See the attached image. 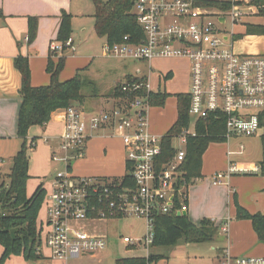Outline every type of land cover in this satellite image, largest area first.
Instances as JSON below:
<instances>
[{"label":"built area","instance_id":"1","mask_svg":"<svg viewBox=\"0 0 264 264\" xmlns=\"http://www.w3.org/2000/svg\"><path fill=\"white\" fill-rule=\"evenodd\" d=\"M252 1H133V12L144 31V38L134 43L125 36L122 43H105L103 53L147 62L172 57L187 59L191 75L188 93L192 120L181 133L171 136L176 153L159 168L158 160L163 154L166 136L150 130L147 113L151 106L145 99L94 112L75 104L59 109L63 129L52 158L63 161L66 169L57 170L47 196L42 228L48 226L45 237L48 253H44L40 245L37 249L40 257L55 264H69L73 258L92 256L105 250L110 236L77 229L73 225L83 219L113 220L128 216L145 219V236L139 239L120 237L129 246H152L155 214L188 211L190 184L178 186L183 179L180 167L186 157L188 137L197 134L199 121L214 118L224 126L221 136L228 144L229 165L226 171L212 175L214 185L225 184L236 173L260 172V165L239 166L233 156L242 154L245 147L241 143L238 150H233L231 143L241 137L256 136L264 127V54L238 52L234 44L235 31L224 25L228 20L232 26L242 22L246 15L243 6L258 9ZM209 2L217 5H205ZM74 43L72 37L63 42L54 41L49 51L58 55L75 52ZM146 87L151 90L149 81ZM100 130H112L124 144L127 173L117 182L101 176L81 177L72 171L74 160L85 157L88 142ZM1 166L0 159V194L6 182ZM229 224L228 218L220 227L225 235H228ZM152 254L148 253L146 257ZM212 264H264V257L235 256L229 246H224Z\"/></svg>","mask_w":264,"mask_h":264},{"label":"rangeland","instance_id":"2","mask_svg":"<svg viewBox=\"0 0 264 264\" xmlns=\"http://www.w3.org/2000/svg\"><path fill=\"white\" fill-rule=\"evenodd\" d=\"M70 3L69 12L72 13V33L71 37L77 44L80 45L76 54H83L87 56V62L90 57L102 55L103 40L93 33L94 26V0H63ZM242 10L245 12L242 22L231 25L230 20L225 26L235 31V49L241 53H258L264 54V35H247L246 25L248 23H263L264 18L259 14V10L254 6H243ZM55 42H59L57 39ZM244 48L240 49V48ZM58 55V54H57ZM57 56H55L56 58ZM70 62H74L69 58ZM144 66H152L153 70L149 73L148 78L152 89L166 91L169 96L164 105L151 106L148 111L151 131L157 135H165L170 127L175 123L178 117L177 97L178 93H188L191 85L190 63L187 59L181 57L160 58L145 63ZM76 67V66H75ZM75 67L67 66L68 70ZM133 66L129 67L132 71ZM172 72L173 76L166 78L165 76ZM84 78H89L97 83L99 88V96H88L84 104L77 103L75 105L82 106L86 111L93 112L95 105L99 109L102 107L112 108L114 99L107 95L113 89L114 77L103 74L101 66H87L84 72H81ZM161 76V77H160ZM85 94H89V89L83 90ZM7 130L9 131L13 126L12 123L6 122ZM35 131L28 136V153L30 157L29 180L27 185V193L31 195L36 187L43 182L48 194L51 190V184L55 177L57 170H65L66 165L63 161L54 160L52 158L53 151L58 144L57 133L53 135L51 128L42 129L37 126ZM264 134V127L256 136L241 137L233 140L231 147L233 150H238L239 145L243 143L244 151L242 154L233 156L234 160L240 165L259 164L262 157V141L261 137ZM36 136L34 145L31 144V137ZM178 145V143H175ZM20 147V140L10 133L6 138L0 137V159L2 162V176L6 177L5 172H10L12 167V156L16 154ZM105 149L107 151H105ZM228 144L225 142L212 143L206 150L203 156L202 174L206 177L216 171H226L229 165L227 157ZM62 155L63 152H60ZM72 171L81 177L101 176L110 179L121 178L127 173L126 160L124 155V144L121 138L114 135L112 130H100L95 132V135L90 139L88 144V153L83 158L74 160L72 164ZM233 176V175H232ZM203 179V178H202ZM199 180L191 185L190 193H198L201 202L198 204L199 198L191 202L192 211L189 212V218L193 222H197L201 213L205 215L223 216L222 211L226 215L227 195L226 190L221 202L216 201L218 198L219 187H214L208 180ZM211 179V178H210ZM190 188V189H191ZM221 194V192H220ZM198 195V196H199ZM47 199L43 203L38 216L39 224H43L46 219ZM195 206L198 213L195 214ZM234 206L231 203L230 222H240L246 219H238L235 217ZM247 222V221H242ZM77 229H82L96 234H108L110 236L109 244L101 253L94 255H82L79 258H73L69 264H115L116 260L126 256H146L148 253L161 254L164 257L160 259L157 264H212L214 259V249L222 244H226V236L222 232L214 238L212 242L203 243H188L185 239L179 240L177 243L169 246H145L142 244L129 246L121 239V235L131 236L135 239L142 238L147 233L146 220L137 216H128L121 219L100 220V219H83L73 224ZM241 225L236 226L237 229ZM243 228V226H242ZM251 228V225L249 226ZM48 226L44 225L41 230V246L44 253H48L45 248L46 233ZM250 230V229H249ZM254 230V229H253ZM239 231V234L234 237L232 244L236 243L240 246H246L253 243L252 231L246 230L245 233ZM235 241V243H234ZM258 252H252L249 255L242 256H262L264 257V244L257 245ZM131 247V248H130ZM251 247V246H250ZM233 248V247H232ZM3 248L0 246V258ZM260 252V253H259ZM234 252H232L233 254ZM259 253V254H258ZM235 256H241L234 253ZM53 264L55 262L51 261ZM45 262L39 259H25L22 256L12 255L0 264H44ZM154 264V263H153Z\"/></svg>","mask_w":264,"mask_h":264},{"label":"trees","instance_id":"3","mask_svg":"<svg viewBox=\"0 0 264 264\" xmlns=\"http://www.w3.org/2000/svg\"><path fill=\"white\" fill-rule=\"evenodd\" d=\"M252 3L259 9V14L264 18V0H253ZM215 6L216 3H205ZM94 31L106 43H122L124 37L129 36L130 41L140 42L144 38L135 13L133 12V0H94ZM38 18H29V40L37 36ZM72 33V14L63 10L56 39L59 42L66 41ZM247 35H264L263 23H248ZM57 56L55 62L52 58ZM66 55L49 53L47 70L50 74V82L46 85L35 86L32 84L31 67L28 57L19 55L14 64L21 73L22 103L18 116L17 133L21 140L20 149L13 156L12 167L6 173V182L0 194V202L3 213L0 214V246L3 248L0 261L4 262L12 255L22 256L25 259H39L37 249L41 245L42 224H39V211L46 201L48 191L43 182L29 195L27 185L29 180L30 157L28 153V135L32 127L46 125L52 114L68 106L80 103L84 104L88 96H99L97 83L89 78H84L80 73L62 80L60 73L64 69ZM172 76L169 72L166 78ZM146 76H128L119 82L107 95L114 99L115 105L123 103L129 105L137 99H145L150 106H162L169 94L162 90H150L146 87ZM84 89L90 93L85 94ZM177 108L178 117L175 123L165 134L163 140V154L158 163L159 168L169 162L176 150L172 144L171 136L181 133L192 120L189 114V93H178ZM197 134L189 136L186 144V157L180 167L183 179L179 181L180 187L185 184H193L203 176V156L210 144L224 142L222 133L224 126L210 118L197 123ZM34 138L31 144L34 145ZM262 141V158L260 160V173L264 176V134ZM129 167V165H128ZM129 177V176H127ZM126 177V178H127ZM118 178H114L117 182ZM176 208L179 207V199L176 196ZM236 218L251 220L253 229L258 239L264 243V213H251L239 204L235 195ZM155 229L153 247L169 246L185 239L188 243L212 242L220 231V225L210 218H203L200 224L192 222L189 216H179L173 211L169 214H155ZM164 256L153 253L151 256H126L116 260L115 264H157Z\"/></svg>","mask_w":264,"mask_h":264},{"label":"crops","instance_id":"4","mask_svg":"<svg viewBox=\"0 0 264 264\" xmlns=\"http://www.w3.org/2000/svg\"><path fill=\"white\" fill-rule=\"evenodd\" d=\"M69 6L70 3L69 2L67 3L66 1L63 0H0V137L6 138L10 133H12L13 135L16 134V137H18L17 123H18V116L22 103V95L20 92L21 73L14 64L16 57L19 55L28 57L29 64L31 67L33 85L39 86V85L48 84L50 82V74L47 70V66L49 62V53H50L49 47L51 42H54L56 40L62 12L63 10L69 12L68 11ZM30 17L38 18L37 36L32 41L29 40ZM93 33L97 37H99L94 31V26H93ZM99 38L103 40V45H102V51H103V46L107 41L105 40V38L102 37ZM78 47H80V45L77 44V50ZM240 49L244 50V48L242 47ZM76 51L65 52L66 55L65 66L62 72L60 73V78L62 80L69 79L78 73L81 74V72L85 71V68L87 66L90 65L101 66V70L103 74L114 77L115 80L113 82V87H112L114 88L119 82L124 81L130 75L146 76L147 79L149 80L148 75L153 70L152 66H144L145 63H150V62L144 60H133L122 57H115V56H106L104 55V53H102V55L100 56L90 57L89 61L87 62L88 57L83 54H76ZM70 57L73 59L74 62H70L69 60ZM52 59L55 62H57L59 58L53 57ZM67 66H73V67L76 66L75 71L73 68L70 72ZM130 66H133L132 71L129 70ZM163 75L165 76L164 73H161V76ZM151 90L156 91L155 89H152V86H151ZM102 108L108 109L110 107L104 106ZM89 110L94 112L101 109H99L97 105H95L93 109H89ZM61 115L62 114L59 110L55 111L52 114L51 120L46 125L39 126L42 129H46L47 127L51 128L52 133L54 132L53 135L57 133V136L56 135L54 136V138H57L58 140L56 149L59 145V136L63 129V120L61 118ZM7 121L8 124L9 122H11L13 126L9 131L7 130V126H6ZM36 127L37 126L31 128L28 136H30L35 131L34 129ZM34 138L37 137L33 135L30 141H32ZM20 146H21V140H20ZM105 151L107 150L105 149ZM87 153H88V145H87L86 155ZM236 163L239 166L260 165V161L259 164H251V165L250 164L240 165L237 161ZM1 172H3L2 166H1ZM212 172L213 173L207 177L203 175L197 181L201 180L202 178H203L202 180H205L206 178V180H208V183H210L212 186L219 187L220 190H218V198L216 200L218 202H221L222 197L224 196V191H222V189L226 190L228 213L225 215L224 211H222L223 216L218 215V213H216L215 215H205L204 213H201L198 221L194 223L200 224L201 220L206 217V218H210L212 221H214L216 224H219L221 227L227 221L228 218L231 221L230 218L231 216L229 212V210L231 209V203L234 206L233 213L236 217L237 209L235 204V195L237 196L239 204H241L243 207L248 209L251 213H256V212L264 213V176L260 172L247 173V174L236 173L233 174V176H231V178H229L225 184H220V185L213 184L212 175L215 172L214 171ZM6 173L9 172H5V174ZM191 185L192 184H190L188 187L189 198H188L187 215H189L190 210L192 211L191 202L194 199L196 200V204H197V198H199L198 204L201 202L200 195L196 194L198 193V191L196 193H192V192L190 193V191L192 190ZM196 213H198V210L196 209L195 206V214ZM238 221L240 220L238 219ZM242 221H247V222H242ZM242 221L238 223L237 221L233 223L230 222L228 235H225L226 244H222L217 247H212L214 249L213 259L217 256V254L220 252V250H222L224 246H229L231 252H234L241 256L249 255L252 252L255 253L258 252L257 245L260 243L262 244L263 242H261L258 239L257 234L253 230V225L251 220L246 219ZM238 225H241L239 229H237L236 227ZM250 225L251 228H249ZM249 229L253 233L252 235L253 243L243 247H240L236 243V245L234 246L232 244L233 235H231V232L232 233L234 232V237H235L239 234V231L245 233L246 230H248L249 232L250 231ZM220 232H222L221 229L219 233ZM39 261L45 262L44 264H53L49 259L43 257H40Z\"/></svg>","mask_w":264,"mask_h":264},{"label":"water","instance_id":"5","mask_svg":"<svg viewBox=\"0 0 264 264\" xmlns=\"http://www.w3.org/2000/svg\"><path fill=\"white\" fill-rule=\"evenodd\" d=\"M133 1H134V0H133ZM178 215H179V216H187V212H186V211L179 212Z\"/></svg>","mask_w":264,"mask_h":264}]
</instances>
